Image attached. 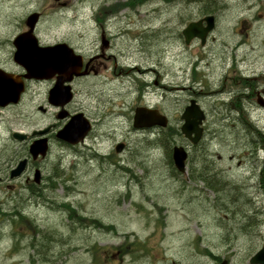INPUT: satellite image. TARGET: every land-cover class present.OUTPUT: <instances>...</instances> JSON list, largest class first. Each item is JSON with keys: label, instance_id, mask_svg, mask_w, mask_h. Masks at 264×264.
Here are the masks:
<instances>
[{"label": "rangeland", "instance_id": "1", "mask_svg": "<svg viewBox=\"0 0 264 264\" xmlns=\"http://www.w3.org/2000/svg\"><path fill=\"white\" fill-rule=\"evenodd\" d=\"M65 1L66 7L52 0H0V44L14 38L15 31L25 30L26 16L37 11L40 18L35 35L40 43L53 45L66 40L90 51L97 37L90 18L95 0ZM105 1L115 11H123L130 5L126 9L130 12L128 25L122 23L119 27L125 26L127 32L123 46L126 43L129 46L131 65L148 67L151 59L157 57L162 70L176 73L162 80L165 86L159 104L171 115L172 122L177 120L178 127L182 124L180 114L187 104L188 88L192 87L197 95L200 92V106L206 109L209 99L203 95L216 90L218 75L223 70L219 65L228 60L232 42L239 37L243 39L235 35L238 17L254 14L259 10L256 1L262 2L143 0L142 5H137L140 0L134 4L129 0L124 5ZM207 8L218 13L217 28L212 32L216 41L204 48L195 39L187 46L181 30L207 12ZM134 11L139 13L132 14ZM255 15L250 20L243 19L245 25H252L249 41L253 44L255 39L261 44L264 24L259 25L262 17L260 21ZM220 40L226 44L223 51ZM133 71L126 98L128 107L135 100L132 80L136 82L135 74L140 75ZM190 73L198 77L193 83ZM216 106L220 107L219 112L210 113L212 126L200 144L190 148L183 173L176 170L159 143L162 135L179 128L148 136L142 132L105 129L104 124L97 127L96 133L101 137L86 151L87 159H77L74 150L66 149L62 158L59 147L54 145L48 158L51 177L56 166L60 169H54L51 180L54 188L46 190V199H36L34 195L32 203L26 204L25 197L20 196L16 204L9 201L2 206L0 264H216L199 252L204 249L228 257L229 264H250L249 258L263 243L248 239L245 242L238 226L248 217L264 220V112L253 105L254 112H243L234 121L239 115L235 110ZM16 111L19 109H9L4 118L19 122ZM101 111L99 108L96 117ZM109 111L111 108L104 113ZM4 132V126L0 125V156ZM120 140L128 148L120 154L122 159L118 162L89 159L93 154L107 155ZM191 168L202 170L194 173L212 179L195 181L201 174L194 175ZM56 176L60 178L56 180ZM222 182L219 188L213 186ZM66 203L73 206L72 221L63 207ZM12 209L20 213L14 222L9 218ZM80 219L85 220L82 227L76 223ZM252 223L256 225V221ZM44 234L48 239L43 238Z\"/></svg>", "mask_w": 264, "mask_h": 264}, {"label": "flooded vegetation", "instance_id": "2", "mask_svg": "<svg viewBox=\"0 0 264 264\" xmlns=\"http://www.w3.org/2000/svg\"><path fill=\"white\" fill-rule=\"evenodd\" d=\"M127 1L129 0H114V4L124 2L125 5ZM130 1L133 4L135 2V0ZM53 2L61 7L67 6L65 0ZM142 2L143 0H140L135 4L142 5ZM99 3L103 6L101 7ZM255 4L259 6L255 16L258 17V20H260L259 17H262L259 24L262 25L264 24V0L261 3L256 1ZM109 5L111 6L109 7ZM205 6L208 7V5ZM253 6L249 7L248 10H251ZM128 8H130V5L126 9ZM126 9L115 11L113 5L105 0H95L91 4L90 11V18L93 22L92 30L97 34L93 48L86 51L76 44L63 40L62 42L71 50L76 63L64 70H48L46 72L47 76L42 78L27 76V70L13 60V38L0 44L1 74L9 76L12 80L13 90L19 91L16 102L0 107V125L4 126L5 131L4 143L2 144L3 155L0 156V211L4 203L11 201L16 204L20 196L25 197L26 204L32 203L34 195H37L36 199H46L45 192L51 188L50 185H53L51 180L55 174L54 169H60V166H56L52 170L53 177H51L48 158L54 145L59 147L62 158L63 150L66 149L68 151L74 150L77 154L74 157L77 159H87L86 151L93 148V143L98 142L96 140L98 136L101 137L96 133L97 127L104 124L105 129L142 132L148 133V136L162 130L176 128L180 130L177 120L175 119L176 122H172L171 115L164 111L159 104L162 89L165 86L162 80L167 76L172 77L176 73L162 70L161 61L157 57L151 59V64L148 67L131 65L129 46L127 43V46L126 44L123 46V37L127 36L125 26L128 25V22L126 21L130 13ZM137 11L132 12V14H138ZM254 14L249 13V15L238 17V28L235 30V35H241L243 39L239 37L232 42V50L230 49L228 60H224L223 64L219 65L223 67V70L218 75L219 85L215 87L216 90L213 89L203 95L209 101L206 106L207 110L202 108L204 112V119L201 124L202 137L212 126L213 120L210 119V113L214 114L216 112L218 114L219 112L220 107L216 106L218 104L235 110L236 114L239 111L246 114L254 112L253 105L264 112V41L261 44L256 43L255 39H253V44L249 41L251 38L248 32L251 30L252 25H245L243 19L250 20ZM204 16H213L214 18L213 28L207 34L202 45L205 48L210 42L216 41V37L212 32L217 28L218 13L207 8V12L201 17ZM250 22L256 25L255 21ZM122 23L125 26L119 27V24ZM22 31H15L14 35L16 36ZM41 45L47 44L41 43ZM219 45L223 51L226 44L220 40ZM257 47L259 51H257ZM137 51L139 52V50ZM158 53L159 51L156 54ZM190 63L192 67L193 61ZM257 67L262 69L259 70ZM194 68L196 69V66L193 67L192 71H194ZM133 70L140 75L135 74L136 82L132 80L135 100L133 105L128 107L126 98L130 90L131 71L135 73ZM190 79H193L192 73H190ZM191 83L193 82L191 81ZM188 89L190 91L187 102L194 98L200 106V92L197 95L192 87ZM53 93L54 102L50 100ZM28 105L31 108H28ZM138 107L156 110L164 115L166 117L165 126L135 127L133 116L135 109ZM12 108L19 109V112L16 111L19 122H8L4 118L5 113ZM99 108H102V111L96 117ZM108 108H111L112 111L104 113ZM73 117L79 120L80 123L87 122L89 124V130L82 139L74 144L56 137L57 132ZM4 120H6L5 123ZM233 120L236 121L238 118L234 117ZM16 133L19 135H15ZM38 139H45L47 143V151L44 156L40 154L33 156L29 150L30 145ZM181 143L184 144L188 152L185 162L186 168L189 150L195 145L186 139H183ZM117 147H121L119 151H117ZM127 148L125 141H116L107 155L98 156L93 154L94 158L90 157L89 159L96 158L97 161L118 162L122 159L120 154L125 152ZM60 160L59 157L57 165L60 164ZM64 167L62 166V168ZM17 169H19V172L11 176V172ZM261 209H263L262 206ZM17 210L12 209L10 213L17 216L19 213V210ZM255 221L256 225L254 226L252 222ZM254 227L255 229L252 231ZM238 232L245 242H248V239L264 244V220L255 218L252 220L248 217L243 225L238 226Z\"/></svg>", "mask_w": 264, "mask_h": 264}, {"label": "water", "instance_id": "3", "mask_svg": "<svg viewBox=\"0 0 264 264\" xmlns=\"http://www.w3.org/2000/svg\"><path fill=\"white\" fill-rule=\"evenodd\" d=\"M213 19V16H204L199 20L187 23L181 31L184 36L185 43L188 44L193 38H198L201 44H203L206 34L213 27ZM38 20V12L33 11L29 13L25 18V25L27 29L18 34L12 42L15 47V51L13 53L14 61L22 65L27 70V76L33 78H42L47 76L46 72L48 70L53 69L60 71L67 69L76 63L71 50L67 48L68 46L65 43H57L51 46L39 45L38 39L34 34V29ZM203 22L206 24L203 25ZM18 94L19 91H15L12 88V80L9 77L0 74V106L16 102ZM54 98L53 93V95L51 94L50 96V100L53 101ZM203 117V110L194 99H191L184 107L180 115V119L182 120L180 132L184 138L188 139L192 143H197L200 140L202 136V129L199 124L201 123ZM165 124L166 117L158 111L150 110L144 107H138L135 109L133 116V125L135 127H146L151 125L165 126ZM88 130L89 124H87V122L80 123L79 120L73 117L61 130L57 132L56 137L60 140L74 144L82 139ZM120 148L121 147H117V151H119ZM29 150L33 156L38 154L44 156L47 151V143L45 142V139L35 140L30 145ZM171 156L174 167L179 172H183L185 170V161L187 158V151L184 146L181 144L174 145L172 147ZM18 172L19 169L13 170L11 172V176H14ZM249 262L264 264V245H262V247L250 257ZM218 264H227V261L222 260Z\"/></svg>", "mask_w": 264, "mask_h": 264}, {"label": "trees", "instance_id": "4", "mask_svg": "<svg viewBox=\"0 0 264 264\" xmlns=\"http://www.w3.org/2000/svg\"><path fill=\"white\" fill-rule=\"evenodd\" d=\"M181 138H182V137H181V133H180V131H179V130H176V132H170V133H167L166 135H162V136H161V140H160V142H159V139H157L158 142L160 143L161 147L163 148V150H165V153H166L167 156L169 157V160H171V146H172L173 144L176 143L177 139L181 140ZM199 144H200V143H199ZM191 171L194 173V172H201L202 170H197L196 168H191ZM196 174H201V173H194V175H196ZM197 177H198V178H197ZM197 177L194 178L195 181H197V180H203V181H207V180H208V181H210V179H212V178H209V176L206 178V177H204L202 174L199 175V176H197ZM58 178H60V177L56 176V180H57ZM210 183H211V182H210ZM210 183H209V184H210ZM216 183H218V181H217ZM225 183H226V181H225ZM222 184H224V183L222 182V183L219 184V185L215 184V185H213V186L219 188V187L222 186ZM67 188H68V187H66V189H67ZM62 206H63V205H62ZM63 207L66 208V212H67V214H68V218H69V220L72 221V218H73L74 215H73V214L70 215V213H71V210L73 209V206H72V205H69L68 203H66ZM15 213H17V212H15ZM72 213H73V210H72ZM18 215H19V213H18ZM17 217H18V216H14L13 214L9 213V218L11 219L12 222H14V221L16 220ZM82 221H85V220H84V219L76 220L77 225L80 224L79 227H82V226H83L82 224H84V223H83ZM91 221H93V220L90 219V222H91ZM77 225H76V226H77ZM111 227H112V226H111ZM112 229H113V228H112ZM45 235H46V234L43 235V238H47V237H44ZM47 239H48V238H47ZM46 242H47V240H45L44 243L41 244V246H42V247H45L44 245H45ZM32 246L34 247L35 244H32ZM37 246H38V245H37ZM95 252H96V251H95ZM199 252L202 253L203 255L209 256L211 259L215 260V262H216V261H219V260L221 259L218 255L214 254V253L211 252L209 249H204L203 251H200V250H199ZM62 254H63V253H62ZM62 254H61V255H62Z\"/></svg>", "mask_w": 264, "mask_h": 264}, {"label": "bare ground", "instance_id": "5", "mask_svg": "<svg viewBox=\"0 0 264 264\" xmlns=\"http://www.w3.org/2000/svg\"><path fill=\"white\" fill-rule=\"evenodd\" d=\"M222 3H223V2H222ZM225 5H226V4H225ZM148 9H149V8H148ZM197 64H198V63H197ZM238 114H239V115H238V116L236 115L235 117H237L238 120H239V119L241 118L240 115L242 114V112L239 111ZM203 119H204V117H203ZM203 119H202V121H203ZM202 121H201V123L199 124V126L201 127V129H202V126H201ZM257 132H258V130H257ZM258 133H259V134H262L260 131H259ZM51 183H52V182H51ZM50 187H51V188H54V184H53V185H50ZM217 192H218V191H217ZM256 211H257V210H256ZM256 211H254V212H256ZM258 218H259V217H258ZM257 228H258V227H257ZM257 228H256V229H257ZM232 254H233V253H232Z\"/></svg>", "mask_w": 264, "mask_h": 264}]
</instances>
